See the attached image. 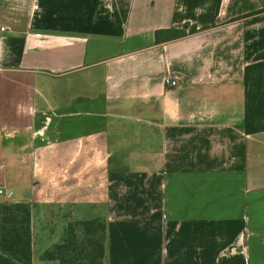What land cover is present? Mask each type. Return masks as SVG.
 Listing matches in <instances>:
<instances>
[{"label": "crops", "instance_id": "crops-1", "mask_svg": "<svg viewBox=\"0 0 264 264\" xmlns=\"http://www.w3.org/2000/svg\"><path fill=\"white\" fill-rule=\"evenodd\" d=\"M1 26L0 200L30 211L31 264L94 218L102 264H264V0H0Z\"/></svg>", "mask_w": 264, "mask_h": 264}, {"label": "trees", "instance_id": "trees-1", "mask_svg": "<svg viewBox=\"0 0 264 264\" xmlns=\"http://www.w3.org/2000/svg\"><path fill=\"white\" fill-rule=\"evenodd\" d=\"M177 31L175 36L184 35ZM244 131H264V60L244 66ZM30 211L22 204L0 202V264H31ZM106 224L103 219L75 220L67 234L42 252V260L60 264H102Z\"/></svg>", "mask_w": 264, "mask_h": 264}, {"label": "rangeland", "instance_id": "rangeland-1", "mask_svg": "<svg viewBox=\"0 0 264 264\" xmlns=\"http://www.w3.org/2000/svg\"><path fill=\"white\" fill-rule=\"evenodd\" d=\"M0 202L1 203H3V201H1L0 200ZM11 204H14V202H10ZM65 213H67V212H65ZM62 214H64V213H62ZM62 214L60 213V214H56V215H52V216H54V218H55V220H57V221H62ZM61 216V217H60ZM64 216V215H63ZM67 220V222H66V224L64 225L65 226V231H64V236L63 237H65V235L67 234V230H68V225H70V223H73L75 220H73V219H66ZM29 225H30V222H29ZM48 225H53L52 223H48ZM55 225H56V223H55ZM54 225V226H55ZM62 225V224H61ZM62 227H63V225H62Z\"/></svg>", "mask_w": 264, "mask_h": 264}, {"label": "built area", "instance_id": "built-area-1", "mask_svg": "<svg viewBox=\"0 0 264 264\" xmlns=\"http://www.w3.org/2000/svg\"><path fill=\"white\" fill-rule=\"evenodd\" d=\"M4 28H5L4 26H1V27H0V30H4ZM164 82H165V85H166V86L174 87V86L177 85V80L174 79V78H172V77H166L165 80H164ZM2 192H3L2 189H0V194H1ZM7 202H9V200H7Z\"/></svg>", "mask_w": 264, "mask_h": 264}]
</instances>
